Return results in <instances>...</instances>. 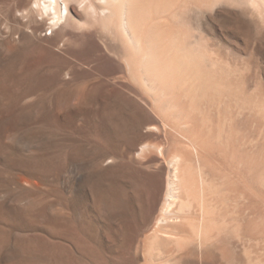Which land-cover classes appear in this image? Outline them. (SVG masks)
<instances>
[{
	"label": "bare ground",
	"instance_id": "1",
	"mask_svg": "<svg viewBox=\"0 0 264 264\" xmlns=\"http://www.w3.org/2000/svg\"><path fill=\"white\" fill-rule=\"evenodd\" d=\"M15 5L6 8L8 19L65 55L69 75L85 68L135 109L140 136L130 148L143 159L136 185L144 196L141 225L158 263L264 264V150L241 121L244 110L259 106L245 98L236 39L215 27L224 8L264 16V0ZM128 125L106 113L109 131Z\"/></svg>",
	"mask_w": 264,
	"mask_h": 264
},
{
	"label": "rangeland",
	"instance_id": "2",
	"mask_svg": "<svg viewBox=\"0 0 264 264\" xmlns=\"http://www.w3.org/2000/svg\"><path fill=\"white\" fill-rule=\"evenodd\" d=\"M17 2L0 0V264H159L141 225L135 109L19 31L6 15ZM218 18L216 31L239 45L245 98L262 108L243 111L245 133L264 150V16L224 8ZM112 111L129 125L109 131Z\"/></svg>",
	"mask_w": 264,
	"mask_h": 264
}]
</instances>
